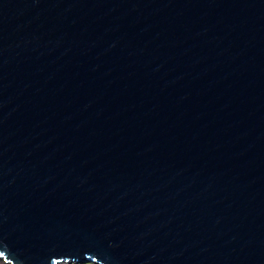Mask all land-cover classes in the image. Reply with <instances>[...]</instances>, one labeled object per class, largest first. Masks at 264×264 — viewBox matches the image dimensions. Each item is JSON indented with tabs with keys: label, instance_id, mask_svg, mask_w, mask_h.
<instances>
[{
	"label": "water",
	"instance_id": "obj_1",
	"mask_svg": "<svg viewBox=\"0 0 264 264\" xmlns=\"http://www.w3.org/2000/svg\"><path fill=\"white\" fill-rule=\"evenodd\" d=\"M0 259L264 264V0H0Z\"/></svg>",
	"mask_w": 264,
	"mask_h": 264
},
{
	"label": "rangeland",
	"instance_id": "obj_2",
	"mask_svg": "<svg viewBox=\"0 0 264 264\" xmlns=\"http://www.w3.org/2000/svg\"><path fill=\"white\" fill-rule=\"evenodd\" d=\"M0 263H3V264H10V263H8V262H6L5 260H3V259H0ZM64 264H78V263H64ZM80 264H94V263H80Z\"/></svg>",
	"mask_w": 264,
	"mask_h": 264
},
{
	"label": "bare ground",
	"instance_id": "obj_3",
	"mask_svg": "<svg viewBox=\"0 0 264 264\" xmlns=\"http://www.w3.org/2000/svg\"><path fill=\"white\" fill-rule=\"evenodd\" d=\"M0 264H3V263H0Z\"/></svg>",
	"mask_w": 264,
	"mask_h": 264
}]
</instances>
